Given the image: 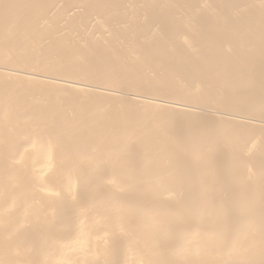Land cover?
I'll return each instance as SVG.
<instances>
[{
    "label": "bare ground",
    "instance_id": "6f19581e",
    "mask_svg": "<svg viewBox=\"0 0 264 264\" xmlns=\"http://www.w3.org/2000/svg\"><path fill=\"white\" fill-rule=\"evenodd\" d=\"M0 264H264V0H0Z\"/></svg>",
    "mask_w": 264,
    "mask_h": 264
}]
</instances>
